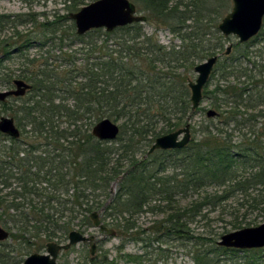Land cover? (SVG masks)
Wrapping results in <instances>:
<instances>
[{
	"label": "trees",
	"instance_id": "16d2710c",
	"mask_svg": "<svg viewBox=\"0 0 264 264\" xmlns=\"http://www.w3.org/2000/svg\"><path fill=\"white\" fill-rule=\"evenodd\" d=\"M68 1L67 12L53 20L41 22V14L31 11L0 14V35L14 29L0 40V63L12 53L23 59L17 71L0 72V87H12L16 78L32 86L23 97L0 101V117H13L20 129L18 138L0 131V218L10 231L0 241V264H23L47 242L66 240L80 216V225L90 224L95 209L111 207L128 217L144 207L163 212L159 230L188 242L196 264H219L215 255L264 264V247L226 248L218 245L219 233L195 235L190 228L207 219L208 208L226 206L231 198H237L232 214L242 208L264 218V26L219 57L203 91L217 115L202 121L199 137L183 148L150 153L158 136L184 127L201 110L192 107V71L198 60L221 53L229 39L216 23L204 21L223 14L229 0H134L147 12L153 33L138 22L83 35L70 13L88 2ZM21 25L31 28L20 33ZM162 27L181 44L175 38L163 44L157 35ZM50 45L60 51L55 61L28 55L32 47ZM104 118L119 124L115 141L92 133ZM104 180H118V187L91 208L88 200ZM153 200L164 204L151 207ZM116 226L128 231L121 222Z\"/></svg>",
	"mask_w": 264,
	"mask_h": 264
},
{
	"label": "rangeland",
	"instance_id": "374dc122",
	"mask_svg": "<svg viewBox=\"0 0 264 264\" xmlns=\"http://www.w3.org/2000/svg\"><path fill=\"white\" fill-rule=\"evenodd\" d=\"M86 1L88 3L92 2V0ZM132 1L133 3H135L134 0ZM69 3L70 1L68 0H0V14L13 15L31 11L41 14L39 16V21L42 22L46 20V18H48L49 20H53L58 14L66 13ZM136 6L139 14L145 16L147 15L146 11L141 10L138 5ZM232 7L233 0H229L228 6L223 11H221L223 12V14L220 13L219 16L212 14V16H208L204 22H206V24L212 25H215L216 23V25L218 26L221 20L232 10ZM211 18L212 22H210ZM142 24H145V30L148 33H153L156 29L155 26L152 25V23L147 21V19L146 21L142 22ZM187 24H192V21H188ZM29 28H31L30 25H21L17 30L21 33L26 32ZM13 31L14 29L11 27L5 29V31L0 35V40L12 35ZM157 35L160 41L166 45H169L172 41V38H175L173 37V33L165 27L159 28L157 30ZM221 35H223L222 32ZM228 38L229 39H226L225 37L223 39L224 47L222 52L218 53L219 57L225 54L226 48L230 44L233 45L238 40L237 37L233 35L228 36ZM212 41H214V39H212ZM174 43L181 44V40L179 38H175ZM49 50H51V55L47 54ZM59 52V48L50 45L44 48L32 47L28 51V55L31 58L41 57L42 55L52 56V59H50V62H52L55 61L54 58H57ZM1 56L2 55L0 51V57ZM204 60H198L197 64ZM57 63L59 62L57 61ZM22 64L23 59L18 55L12 53V57L0 63V72H3L5 70L17 71L21 68ZM192 72L193 75H191L190 79L194 80L197 77V74L194 70ZM6 89L9 88L0 87V91ZM16 104L19 105L21 104V102H16ZM199 107H201V110L194 113L193 116L188 118V123H190L191 125L192 138L199 137L200 133L197 130L200 129L202 121L207 117V110L212 108L210 102L206 99L202 100V103ZM217 120L218 119H215V122H217ZM244 131H246V129H244ZM239 134L240 133L238 132L235 133L236 136H238ZM116 154H112L113 161L118 158V153ZM139 157L140 156H138V158ZM120 163H122V167L128 166L126 161H121ZM105 181L106 180L100 182L99 188H97L90 196L88 203L91 208H97L101 200L107 197V194L109 192L112 191L114 193L116 191L118 187L117 181L112 185H109L107 183L105 184ZM189 199L190 196H188V199H183V204L187 203ZM236 199L237 198H231L228 203H226L227 205L223 204L226 206L220 208H208L206 210L207 219L197 220L190 225L192 233L195 235H199L211 229L214 232L220 234L218 236V239H220L222 234L224 233L232 232L244 227H250L248 225L249 222L254 223L251 226H257L264 222V218L260 216L257 217L256 212H248L247 214H245L244 209L242 208H240V211H236L234 214H232L231 212H234L235 209L233 208V206H231V203ZM158 204L162 205L164 204V202L153 200L151 207ZM94 211L99 212V216L101 217L102 223L104 225L116 231L115 235H109L107 232L102 231L99 227H95L92 221L90 222V224L84 223V225H80V219H82V217L80 216L79 219H76V224L78 225L73 226L72 229L79 230L87 236L94 235V241H96L97 244L96 252L94 255L90 253L92 242H80L76 245H73L69 250L62 251L60 253L58 257V262L60 264H92L93 262L99 264V261L102 260L107 261V264H196L193 258V253L191 252V245L188 242H185L183 244L180 240L168 236L166 237L165 233H162L163 230H159L157 223L159 220L165 217V214L163 212L152 211L147 209V207H144V211L134 213L132 217H128L127 213H125L124 216H122V214H118L116 209L113 207L107 209L105 212H103V209L100 208H97ZM104 215H106V219L104 218ZM117 217L119 219H117ZM125 217L129 218V220H127L128 222L124 221ZM236 221L241 223L240 228L235 227V224H237ZM120 222L122 225H125L124 229H126V227L128 228V231L124 230L125 234L123 230L119 231L116 226L117 223ZM0 223L8 230L4 222H2L1 218ZM55 240L58 241V239ZM9 241H11V239ZM67 241L68 238L66 240H63L62 243H66ZM38 252H46V247ZM229 255H227L228 258ZM236 255L241 256L242 253H238ZM217 257H221V262L219 264H237V262H240L236 260L234 261L222 259L224 258L223 255H215V258Z\"/></svg>",
	"mask_w": 264,
	"mask_h": 264
},
{
	"label": "water",
	"instance_id": "95a60500",
	"mask_svg": "<svg viewBox=\"0 0 264 264\" xmlns=\"http://www.w3.org/2000/svg\"><path fill=\"white\" fill-rule=\"evenodd\" d=\"M70 17L75 22L77 33L83 35L96 28H104L113 31L120 26L146 21V16L139 14L137 6L131 0H95L71 13ZM264 26V0H233L232 10L221 20L218 25L224 36H236L241 43L247 42L259 34ZM233 45L230 44L225 51L229 55ZM219 55H213L198 63L194 67L197 77L189 80L191 90V102L193 110L197 109L204 99V88L208 84ZM15 87L0 91V101L7 98L21 97L31 89V84L23 79L14 80ZM207 117H215L216 110L210 108L206 112ZM0 131L10 137L18 138L20 129L15 119L10 116L0 117ZM120 132L119 124L109 118H104L93 126L92 133L100 140H115ZM192 138L191 125L158 136L152 144L149 152L158 149H176L186 146ZM91 219L95 227L109 235H115L116 231L102 223L97 212L92 213ZM10 238V232L0 223V241ZM95 236H87L79 230H71L66 243L49 241L46 244V252H33L27 256L23 264H60L58 257L62 251L69 250L80 242L94 241ZM218 245L235 249H254L264 247V222L257 226L244 227L232 232L222 234ZM96 252V243L91 245L90 253Z\"/></svg>",
	"mask_w": 264,
	"mask_h": 264
},
{
	"label": "flooded vegetation",
	"instance_id": "af4514ba",
	"mask_svg": "<svg viewBox=\"0 0 264 264\" xmlns=\"http://www.w3.org/2000/svg\"><path fill=\"white\" fill-rule=\"evenodd\" d=\"M2 56H1V58L2 57H5L4 56V54H1ZM16 79H21V78H16ZM15 80V79H14ZM14 80H13V85H12V87H10L9 89H12V88H14L15 87V85H14ZM24 80V79H23ZM26 81V80H25ZM26 82H28V81H26ZM29 83V82H28ZM7 90V89H6ZM28 93V92H27ZM25 96V95H24ZM11 97H14V96H11ZM21 97H23V96H21ZM93 129V128H92ZM52 241H56V240H52ZM58 242V241H57ZM48 243V242H47ZM59 243H62V242H59Z\"/></svg>",
	"mask_w": 264,
	"mask_h": 264
}]
</instances>
